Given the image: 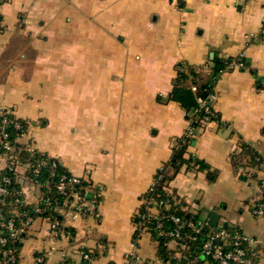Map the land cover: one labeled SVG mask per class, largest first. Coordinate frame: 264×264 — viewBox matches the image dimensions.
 Returning a JSON list of instances; mask_svg holds the SVG:
<instances>
[{
  "label": "crops",
  "instance_id": "1",
  "mask_svg": "<svg viewBox=\"0 0 264 264\" xmlns=\"http://www.w3.org/2000/svg\"><path fill=\"white\" fill-rule=\"evenodd\" d=\"M0 19V106L27 122L17 143L99 189L100 218L62 207L57 234L54 216L31 209L15 264H62L63 254L77 264L82 249L91 264H126L131 251L166 264L150 231L135 238L134 219L190 124L169 98L184 66L216 82L218 120L202 122L185 153L208 169L168 166L165 189L198 219L217 212L258 240L253 264H264V217L248 208L264 196V0H0ZM241 53L248 68H227ZM32 153L22 149L11 171L27 175ZM8 163L0 155V175ZM24 194L31 208L43 192L27 183Z\"/></svg>",
  "mask_w": 264,
  "mask_h": 264
},
{
  "label": "built area",
  "instance_id": "2",
  "mask_svg": "<svg viewBox=\"0 0 264 264\" xmlns=\"http://www.w3.org/2000/svg\"><path fill=\"white\" fill-rule=\"evenodd\" d=\"M3 27V22L0 19V30ZM248 68V63L245 58V54L241 53L228 60L227 68ZM193 90H196V86H192ZM217 98L215 91H212L206 98L201 96L197 97L199 108L194 111H187L189 115L190 124L185 132V135L192 138L197 132V129L202 122H206L209 119L218 120V115L214 110L212 104ZM202 110L204 115L198 116L196 113ZM13 124L14 127L19 130L22 134L26 131L27 122H23L20 118L14 115V111L0 106V155H6L8 159V167L10 170H17L21 165L19 152L22 149H30L34 154L35 149L29 147H23L17 143L18 137H11V132L8 131V125ZM197 123V124H196ZM181 139V138H180ZM180 139L176 146L180 145ZM27 168L31 173L27 175L25 172L14 171L13 174L3 173L0 175V264H15L18 258L19 244L21 243L25 234L29 231V228L34 219L33 215L27 213V210H20L16 207L18 203L28 204L25 199L24 185L27 183L34 184L41 187L43 184L38 178L41 169L45 166L50 165L53 170L56 166V162L53 160L49 162L48 159H43L37 163L28 162ZM53 170L51 173H53ZM85 179V178H82ZM88 180V179H86ZM81 181V177L72 176L67 177L62 175L56 182L55 187L58 191L64 193L66 198L63 203L52 205L50 198H46L43 201V194L39 201L31 205V209L42 215L49 210L59 212L62 207L66 208L69 213L74 216L84 215L87 217L100 218L98 210L99 194L96 192L93 198L89 199L85 195L75 191L73 186L75 183ZM12 182L18 183L20 186L16 190L11 191L9 184ZM45 187L49 188V181L45 182ZM156 187V181L150 187V191ZM14 196L12 204V215L7 216L3 211L2 203L6 201L8 196ZM170 197L163 198H151L146 200L143 198V203L147 204L149 213L147 215H141L142 219L136 223V227L139 229V233L147 230L146 220L149 217H153L155 222V228L159 236H167L170 238L169 244H173V249L177 250L176 256L182 261L181 264H196L198 261L197 256L188 254L186 251L189 249L187 245L188 240H195L196 234L201 231V228L207 223L205 220L198 219L193 222L190 219L181 217L176 214H170L168 217L174 224L173 228L167 232L163 229V218L164 209L170 208L173 202L174 205L181 203V200L176 196L169 194ZM182 209L186 210L189 214L190 211L185 207L181 206ZM248 208L255 215L264 217V196L259 195L250 199ZM138 214V213H137ZM44 216V215H43ZM50 217L49 215H45ZM187 226L191 229L190 233L182 232V229ZM51 227L55 234L59 231V221L53 219ZM259 241L252 236L246 234L240 229H236L231 232L223 225L219 227H210L206 232V240L202 245V253L208 258L213 260L215 264H253V256L256 253V247ZM82 261H87L86 264H91V255L89 251L84 249L80 250ZM67 254H63L62 264H74L67 260ZM175 256V254H174ZM37 263H42V257H36ZM170 264L169 261L165 262ZM77 264H84L79 262ZM126 264H148L141 260L134 251L129 252L126 255ZM177 264V263H174Z\"/></svg>",
  "mask_w": 264,
  "mask_h": 264
},
{
  "label": "trees",
  "instance_id": "3",
  "mask_svg": "<svg viewBox=\"0 0 264 264\" xmlns=\"http://www.w3.org/2000/svg\"><path fill=\"white\" fill-rule=\"evenodd\" d=\"M215 70H218V68H215ZM216 82L213 81V79H207L205 81H201L200 80V76L198 74V72L196 71L195 67L193 66H184L182 67L179 72L178 75L174 81V86L173 89L170 93L169 98L173 99L175 101H178L183 107H185V109L187 111H194L195 109H198L199 104L197 101V97L201 96L203 98H206L212 91H213V87L214 84ZM196 85V91L192 90L191 85ZM198 116L202 117L204 115V113L202 112V110L198 111L196 113ZM23 122L26 121L21 119ZM197 124V123H196ZM8 131L11 132V137H18L20 136L22 133L17 130L14 125L11 123L8 125ZM191 142V140H188L187 136H184L180 139V145L176 146L173 149V156L171 158V160L169 162H167L165 165H163V167L159 170L158 175L156 177V187L154 190L152 191H147L144 195L143 198H145L146 200H150L151 198H163V197H170V193H168L165 189V185H167L168 180H169V175L167 174V167L171 166L173 167V169L175 171L179 170V168L181 167V165H183L184 163H190L192 161L196 162L197 164H199L201 169H208V164L201 159H197L194 158L193 156H189L188 158L185 157V153L187 152V147L188 144ZM244 149L242 150V152H246L247 154L251 155L252 157H256L257 153L252 149V147H250L249 145H244L243 147ZM43 159H48L49 162H52L53 160L56 162V166L53 170V168L48 165L45 166L41 169V172L38 175V178L40 179L41 183L43 184L40 189L43 192V201L46 200V198H50L52 201V205H56V204H61L63 203L64 199L66 198V195L60 191H58L55 187L56 182L60 179V177L62 175H66L67 177H72L73 175L70 174L61 164V162L57 159V158H53L50 157L46 154L40 153L35 151L34 154L32 155V157L30 158V162L37 163L40 160ZM53 170V173H51ZM29 171V169H28ZM7 174H13V172L11 170H7L6 171ZM29 173H31V171H29ZM49 181L50 183V187L46 188L45 187V182ZM91 186L92 187V182L86 179H82L81 181L78 183H75L73 188L75 191L79 192L82 195H85V197L91 199L93 198L94 194L96 193V191H98L99 189L97 188V186L92 187V190H88V187ZM9 189L11 191L16 190V188H19V184L16 182H12L11 184H9ZM95 190V191H93ZM14 199V196H8L6 198V201H4L2 203V207H3V211L5 212V214L7 216H11L12 215V209L14 208V205L12 204ZM183 203H179L174 205L173 202L171 204L170 208H165L164 209V216L165 218H163V229L164 231H168L170 229L173 228L174 224L173 222L168 218L170 216V214H176L179 215L181 217H185L187 219L192 220L193 222H196L198 220V216L194 215L193 213H188L186 210L182 209ZM16 207L20 210H27V213H29L30 215H33L32 210L30 208V205L27 204H22V203H18L16 205ZM138 213V214H137ZM136 213L135 216V222L138 223L142 217L141 215H147L149 213L148 208H147V204L143 203L141 204V206L139 207L138 211ZM37 214V213H36ZM42 215H49L50 217L56 218V219H61L62 216L60 215V213L53 211V210H49L47 212H45ZM155 222L156 220L153 217H149L146 220V225L148 227V231L151 232V234L156 237L159 241V254L161 255V257L163 258V260L169 261L170 264H181V260L176 256V252L177 250L170 248L169 246V241L170 238L167 236H159L157 234V229L155 228ZM219 227L218 226H214L212 224H210L208 221L207 223L201 228V231L199 233H193L196 234V239L195 240H188L187 241V245L189 246V249L186 251V253L188 254H193V256H197L198 261L196 262V264H203L205 262H211L213 264H215V262L213 260H211L210 258H208L207 256H205L204 253H202V245L203 242L206 240V232L210 227ZM224 227V226H223ZM227 228L229 231L233 232L236 229H240L241 231H243L240 227L235 226V225H228ZM182 232L185 233H190L191 229L187 226H185L182 229ZM139 233V229L136 228L135 231V238H137ZM20 245V244H19ZM86 251H88V249H84ZM175 254V256H174ZM91 257L92 255L94 256V253H90ZM82 263L86 264L87 261H82Z\"/></svg>",
  "mask_w": 264,
  "mask_h": 264
},
{
  "label": "water",
  "instance_id": "4",
  "mask_svg": "<svg viewBox=\"0 0 264 264\" xmlns=\"http://www.w3.org/2000/svg\"><path fill=\"white\" fill-rule=\"evenodd\" d=\"M219 218H220L219 214L217 212H213L210 215L209 223L214 225V226L223 225L224 227H227L228 222H223V224H220Z\"/></svg>",
  "mask_w": 264,
  "mask_h": 264
},
{
  "label": "rangeland",
  "instance_id": "5",
  "mask_svg": "<svg viewBox=\"0 0 264 264\" xmlns=\"http://www.w3.org/2000/svg\"><path fill=\"white\" fill-rule=\"evenodd\" d=\"M190 121V120H189Z\"/></svg>",
  "mask_w": 264,
  "mask_h": 264
}]
</instances>
